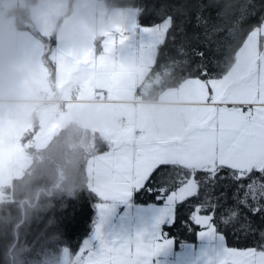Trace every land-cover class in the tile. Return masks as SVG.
Wrapping results in <instances>:
<instances>
[{
    "label": "snow or ice",
    "instance_id": "obj_1",
    "mask_svg": "<svg viewBox=\"0 0 264 264\" xmlns=\"http://www.w3.org/2000/svg\"><path fill=\"white\" fill-rule=\"evenodd\" d=\"M221 7L226 27L211 29L223 38L221 72L214 75L203 65L204 52L197 53L201 66L191 69L183 45L175 56L164 57L174 67L183 66L179 96L187 106L191 130L142 146L131 157L114 154L100 165L109 169L110 178L90 187L110 200L141 189L153 191L150 186L156 183L164 205L155 229L107 240L97 226L98 244L85 242L69 264H152L171 242L165 226L193 224L202 229L201 236L224 229L238 239L259 237L242 247L225 246L217 264H264V0H246L236 15L231 3ZM178 28L167 15L158 26L144 29L153 37L144 58L161 54L169 39L179 44L183 29L178 35Z\"/></svg>",
    "mask_w": 264,
    "mask_h": 264
},
{
    "label": "trees",
    "instance_id": "obj_2",
    "mask_svg": "<svg viewBox=\"0 0 264 264\" xmlns=\"http://www.w3.org/2000/svg\"><path fill=\"white\" fill-rule=\"evenodd\" d=\"M233 0H113L110 5H132L139 9L138 20L141 24H156L171 15L179 28L183 29L179 44L171 39L162 45L160 52L144 80L137 86L142 99L155 100L157 94L182 82L183 66L174 67L166 63L165 56H175L176 50L183 45L189 67H200L204 52L207 60L203 65L218 74L223 69L225 53L219 45L223 38L213 33V26L223 30L226 27L221 7L228 2L234 5L232 14H238ZM258 4L260 0H255ZM177 29V34L179 33ZM43 43L42 62L46 66L49 79H53L54 62L51 53L55 46V33L41 35L37 30L29 29ZM239 39V37H237ZM158 74L156 83L150 78ZM25 131L21 136L23 150L30 158L28 166L21 176L12 178L3 188L4 197L0 199V264H69L70 258L77 252L83 238L91 231L95 217L96 194L87 185L86 164L92 155L106 150L109 144L96 132L83 127L68 125L62 127L43 148L35 147L30 137L35 130ZM73 137V139L71 138ZM90 139L93 146H86ZM71 186L72 195L65 189ZM153 191L132 192L135 204H160L163 199L155 189ZM200 230L194 224L169 228L163 231L173 238L174 248L185 242H195ZM223 234L228 247H242L256 243L248 238L238 239L228 230L218 229Z\"/></svg>",
    "mask_w": 264,
    "mask_h": 264
},
{
    "label": "crops",
    "instance_id": "obj_3",
    "mask_svg": "<svg viewBox=\"0 0 264 264\" xmlns=\"http://www.w3.org/2000/svg\"><path fill=\"white\" fill-rule=\"evenodd\" d=\"M38 32L45 36L51 33L50 30H39ZM24 35L33 49L43 52V43L37 35L29 29L25 30ZM84 52L85 47L66 46L59 43L56 37L51 53L55 66L53 79H49L47 68L41 61L38 70L25 81L18 94V100L7 102L0 94V199L4 197L3 188L11 182L12 178L21 176L30 162L21 143L23 132L17 126H21L22 114L25 115L27 121L29 120L31 105L38 107V111L35 110L33 116L38 114V117L42 119L41 117L46 115L47 108H50V116L55 120L65 117L61 128L68 125H72L73 129L76 126L83 127L89 132H96L103 140L112 143L108 149L92 155L90 157L92 159L102 156L106 151H109L111 156L116 153L128 155L131 150H134L132 146L134 143L130 145L129 139L135 141L136 145H153L170 140L177 135L187 134L191 130L187 106L179 96L182 82L175 87L160 91L155 100L142 98L138 100L141 96L137 93V88L134 92L131 90L129 94L123 96L124 92L118 93L114 90L115 86L103 84L101 79H97L96 83L91 85H78L79 80L84 84L83 78L76 75L83 66L81 62L84 60ZM109 68H112L111 65ZM92 70L95 76L102 72L101 67L97 65H94ZM77 86L81 90L73 95L74 88ZM37 91H44L51 97L67 99L65 103L77 104V108L75 107L70 115L66 113V109L56 118L54 104L33 101ZM110 92L114 94L111 99L107 98ZM135 99L137 101L133 102ZM113 102L117 104L116 107L107 106ZM118 108H124V111H118ZM109 109L124 118L129 117L125 126V128L129 126L128 129L124 131L115 129L118 124L115 122L117 118H110ZM114 123H116L115 127ZM100 165L101 163L98 162L91 167L89 165L86 167L87 171L91 172L87 182L89 187L102 184L99 178L106 175L105 172L108 173L105 176L106 182L110 178L109 169L100 167ZM138 206L140 205L130 200H121L115 211L108 218H102L103 220L100 219V221L97 220L95 212L91 231L83 238L78 250L84 241L97 244L96 229L99 226L102 234V221L103 224L105 223L106 230L104 231L108 235V240L132 238L135 237L136 232L143 233L147 216L144 215L142 207ZM201 231L200 228L195 242L182 243L178 248H174L173 238L167 236L171 242L158 252L156 258H152V264H217L219 255L226 246L224 238H221L220 233L201 236L199 235ZM88 237L92 238L88 241Z\"/></svg>",
    "mask_w": 264,
    "mask_h": 264
},
{
    "label": "rangeland",
    "instance_id": "obj_4",
    "mask_svg": "<svg viewBox=\"0 0 264 264\" xmlns=\"http://www.w3.org/2000/svg\"><path fill=\"white\" fill-rule=\"evenodd\" d=\"M232 2L235 4L239 12L242 11V5L246 3V0H233ZM110 3H114L113 0H99L101 14L108 16L115 14L120 17L123 22L113 23L110 27L101 28L91 33L90 43L85 46L84 60L81 62L83 66L80 71L76 74L77 76L83 78L84 84L81 80L77 81V84L87 86L91 85L92 83H96L97 79H101V83L107 84L108 86H115L114 90H116L118 93L124 92V94H122L124 96L126 94H129L131 90L133 92L136 90L137 86L144 80L154 60V58L146 59L143 55V52L147 49V47L153 43V37L151 33L144 31V29L154 28L158 26L162 22V20L156 24L151 25L141 24L138 20L139 9L137 7L132 5L114 6L110 5ZM49 30L53 32L51 29ZM122 37L127 38L124 40L123 43H121ZM59 43L61 42L59 41ZM94 65L101 67L102 72L97 76L94 75V72L92 70ZM110 65L112 68H109ZM64 79H66L65 75ZM158 80L159 76L156 73L153 77L150 78L149 83L153 84L156 83ZM109 94L110 95L107 98L111 99L114 94L112 92H110ZM107 106L114 108L117 106V104L113 102ZM75 107L77 108V104L75 105L73 103H64V110L61 112V114L67 109L66 113L70 115L71 112H74ZM30 110L31 117H29V120L27 121L25 115L22 114V120L20 119L21 126L17 127H20L21 132L24 133L25 131L32 129V121H34L35 130L33 131L30 139L33 140L35 147L43 148L44 145H46V143L52 137V133L56 134L59 131V129L61 128V123L63 122L65 117L60 120H55L50 116V108H47L46 115H44V117H41L42 119H40L38 117V114L33 116L34 111H38V107H34L33 105H31ZM108 111L110 113V118H117L115 122H120L122 120L126 122L129 121V117L124 118L116 114L112 109H109ZM118 111H124V108H118ZM83 122H86V120H83ZM115 124L116 123H114V127ZM128 127L118 128L117 126L115 129L117 131H124L128 129ZM71 138L73 139V137ZM107 142L109 145H112L110 141ZM93 143L94 142H91L89 139L85 144L89 149L90 146H93ZM131 143H134L132 145L134 146V150L130 151V153L128 154L129 157L135 155L142 147V145H136L135 141H131V139H129V144L131 145ZM22 153L24 154V152ZM111 157L112 156L109 151H106L102 156L97 158L92 159L89 157L86 167H88V165L91 167L92 165L97 164L98 162L102 164L103 162L108 161ZM105 174L107 175L108 173L105 172ZM89 175H91V172L90 170L87 171L86 168L87 182ZM106 175L99 178V180H102L101 183L106 182ZM96 185L98 184H95L94 186ZM95 194L98 198L94 206L96 218L98 221H100V219L102 218H108L110 214H112L115 209L119 206V202L121 200H130L132 202V194L125 199L110 200H104L97 193ZM101 205H103V208L101 207ZM139 205L140 206L138 207H142L144 215L147 216L143 233L152 232L154 227L156 226L157 220L159 219L162 213L164 201L160 204L149 203ZM102 222V235L105 239L108 240V235H106V231H104L106 230V227L104 225L105 223L103 224ZM96 223L98 222L96 221ZM137 234L138 232H136V235ZM91 238L92 237H88V241ZM84 243L85 241L82 243V245ZM157 256H155V258Z\"/></svg>",
    "mask_w": 264,
    "mask_h": 264
},
{
    "label": "clouds",
    "instance_id": "obj_5",
    "mask_svg": "<svg viewBox=\"0 0 264 264\" xmlns=\"http://www.w3.org/2000/svg\"><path fill=\"white\" fill-rule=\"evenodd\" d=\"M117 15H102L99 0H0V94L18 100L26 80L38 70L42 53L27 41L26 29L54 31L69 47H85L91 33L113 23ZM73 188L65 189L67 195Z\"/></svg>",
    "mask_w": 264,
    "mask_h": 264
},
{
    "label": "built area",
    "instance_id": "obj_6",
    "mask_svg": "<svg viewBox=\"0 0 264 264\" xmlns=\"http://www.w3.org/2000/svg\"><path fill=\"white\" fill-rule=\"evenodd\" d=\"M81 88L79 86L74 88L73 95H75L77 92H79ZM138 100H141V97H138ZM34 102L37 103H50L54 104L56 106V114L55 117L58 118L61 115V112L64 110V103L67 102V99H62L58 97H51L44 91H37L36 96L33 99ZM137 99L133 100V102H136ZM127 125V122L122 120L118 122L117 126L118 128H125Z\"/></svg>",
    "mask_w": 264,
    "mask_h": 264
}]
</instances>
